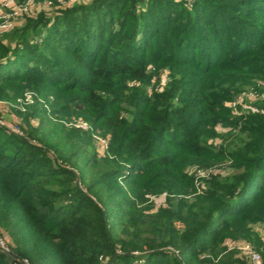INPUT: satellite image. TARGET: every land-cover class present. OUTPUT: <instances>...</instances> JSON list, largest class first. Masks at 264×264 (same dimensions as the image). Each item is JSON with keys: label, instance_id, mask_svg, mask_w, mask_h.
Segmentation results:
<instances>
[{"label": "trees", "instance_id": "obj_1", "mask_svg": "<svg viewBox=\"0 0 264 264\" xmlns=\"http://www.w3.org/2000/svg\"><path fill=\"white\" fill-rule=\"evenodd\" d=\"M77 3L0 33V99L33 97L0 124V264H246L237 236L264 256V0Z\"/></svg>", "mask_w": 264, "mask_h": 264}, {"label": "rangeland", "instance_id": "obj_2", "mask_svg": "<svg viewBox=\"0 0 264 264\" xmlns=\"http://www.w3.org/2000/svg\"><path fill=\"white\" fill-rule=\"evenodd\" d=\"M29 1V2H28ZM79 0H9V1H1L0 2V14H9L11 18L13 19V27L20 25L25 21V18L27 16L34 17L36 14L44 11L47 14H52L54 12L67 9L71 7L74 4H78ZM28 2V9L23 10L20 5L25 4ZM12 27V28H13ZM10 32V31H9ZM9 32H6L4 35L9 34ZM0 36L2 39H5V36ZM167 69H165L163 72H160V77L157 78L156 81V87L160 89L162 83H164L165 75L167 73ZM148 88V87H147ZM149 90V88H148ZM33 99L32 94L26 93L24 98L17 97L16 100H5L0 99V124L6 126L8 129L15 131L17 133L22 132V117H21V111L25 108V103L31 102ZM40 101H42L40 99ZM256 102V96L255 94H252L250 91H241L239 94H237L233 99L226 102V104L231 108V111L234 114H238L239 112L248 111L254 109V103ZM21 110V111H19ZM21 114V115H20ZM38 117H31L30 122L32 125H37L38 123ZM70 122L73 124L79 122L78 119L72 118L70 119ZM70 123V124H71ZM25 124H27L25 122ZM217 129L219 131L225 130L224 127H221L220 125L217 126ZM215 141H219V139H215ZM98 150L102 152L104 148V143L102 140H99L96 142ZM193 175V174H192ZM195 175V176H194ZM193 175V181L194 185L196 187L197 192L200 191L202 185L204 184V176H206V173L199 171L197 173H194ZM201 183V185H198ZM164 201V195H152L150 197V200L145 202L143 204L144 209L148 212H154L156 211L157 207L163 203ZM252 229L258 234L260 242H262V247L264 248V226L261 223H256L252 226ZM1 239H3V236H0ZM4 240V239H3ZM5 242V240H4ZM6 243V242H5ZM249 245L254 251H256L259 254V262H254L250 256L245 252L244 247L246 245ZM223 245L226 246L227 251H234L236 258H241L246 261V264H264V256L263 252L259 251L253 243H251L249 240H246L243 236H237L235 238H225L223 241ZM262 254V255H261ZM236 264V263H235Z\"/></svg>", "mask_w": 264, "mask_h": 264}, {"label": "built area", "instance_id": "obj_3", "mask_svg": "<svg viewBox=\"0 0 264 264\" xmlns=\"http://www.w3.org/2000/svg\"><path fill=\"white\" fill-rule=\"evenodd\" d=\"M9 1V0H6ZM29 2V1H28ZM28 2L25 4L20 5L23 10H27L28 9ZM13 19L11 18V16L9 14H0V33L9 31L12 27H13ZM254 94V93H252ZM80 125L85 126L86 124L81 123ZM0 246L4 251H8V247L6 245V243L4 242L3 239L0 238ZM245 252L250 256V258L258 263L259 262V254L254 251L248 244L244 247Z\"/></svg>", "mask_w": 264, "mask_h": 264}, {"label": "crops", "instance_id": "obj_4", "mask_svg": "<svg viewBox=\"0 0 264 264\" xmlns=\"http://www.w3.org/2000/svg\"><path fill=\"white\" fill-rule=\"evenodd\" d=\"M1 1H5V0H0V2H1Z\"/></svg>", "mask_w": 264, "mask_h": 264}]
</instances>
